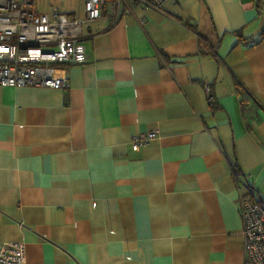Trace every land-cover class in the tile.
Segmentation results:
<instances>
[{"label":"crops","instance_id":"0c3cea01","mask_svg":"<svg viewBox=\"0 0 264 264\" xmlns=\"http://www.w3.org/2000/svg\"><path fill=\"white\" fill-rule=\"evenodd\" d=\"M82 42L66 90L0 86V243L25 264H243L245 183L264 204L260 1L166 0Z\"/></svg>","mask_w":264,"mask_h":264},{"label":"built area","instance_id":"2783aa9c","mask_svg":"<svg viewBox=\"0 0 264 264\" xmlns=\"http://www.w3.org/2000/svg\"><path fill=\"white\" fill-rule=\"evenodd\" d=\"M166 0H81L82 11L64 12L55 5L41 12L36 0H0V86L69 88L57 73L59 65L80 64L87 59L82 42L92 24L107 17L115 21L137 7H158ZM264 9V0H259ZM209 104L213 96L207 93ZM156 129L139 131L129 139L139 150ZM239 210L242 220L243 264H264V204L251 183L244 184ZM0 264H25L22 243H0Z\"/></svg>","mask_w":264,"mask_h":264},{"label":"rangeland","instance_id":"374dc122","mask_svg":"<svg viewBox=\"0 0 264 264\" xmlns=\"http://www.w3.org/2000/svg\"><path fill=\"white\" fill-rule=\"evenodd\" d=\"M51 5H55L64 12L78 11L81 13L82 11L81 0H36L35 9L46 12Z\"/></svg>","mask_w":264,"mask_h":264},{"label":"trees","instance_id":"16d2710c","mask_svg":"<svg viewBox=\"0 0 264 264\" xmlns=\"http://www.w3.org/2000/svg\"><path fill=\"white\" fill-rule=\"evenodd\" d=\"M232 170H233V172H234V174H235V177L238 178L240 172H239L237 166L233 164V165H232ZM253 190H254V192L258 195V193H257V191H256V189H255L254 187H253ZM258 197H259V195H258ZM259 201L261 202L260 198H259Z\"/></svg>","mask_w":264,"mask_h":264}]
</instances>
